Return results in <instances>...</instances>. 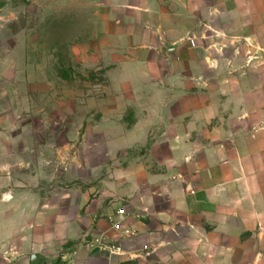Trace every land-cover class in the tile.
<instances>
[{"label": "crops", "instance_id": "1", "mask_svg": "<svg viewBox=\"0 0 264 264\" xmlns=\"http://www.w3.org/2000/svg\"><path fill=\"white\" fill-rule=\"evenodd\" d=\"M98 4L79 60L105 69L87 136L106 159L65 191L46 129L0 144V264H264V0ZM102 235L126 254L92 245Z\"/></svg>", "mask_w": 264, "mask_h": 264}, {"label": "rangeland", "instance_id": "2", "mask_svg": "<svg viewBox=\"0 0 264 264\" xmlns=\"http://www.w3.org/2000/svg\"><path fill=\"white\" fill-rule=\"evenodd\" d=\"M103 16L98 0H0V144L39 140L31 130L46 129L49 144L65 147V191L86 192L94 182L88 161L106 159L87 136L99 122L89 100L108 90L105 69L79 60L95 46ZM43 188L50 198L55 181Z\"/></svg>", "mask_w": 264, "mask_h": 264}, {"label": "built area", "instance_id": "3", "mask_svg": "<svg viewBox=\"0 0 264 264\" xmlns=\"http://www.w3.org/2000/svg\"><path fill=\"white\" fill-rule=\"evenodd\" d=\"M127 216L128 213L126 209L124 207H121L117 209L114 214L110 215L108 217V220L114 229L122 230L123 221ZM92 245L97 246L102 250L108 251L111 255L124 256L126 254L125 250L120 244L107 241L104 235L95 238L92 242ZM145 250H148V247H145ZM120 264L124 263L121 262Z\"/></svg>", "mask_w": 264, "mask_h": 264}]
</instances>
